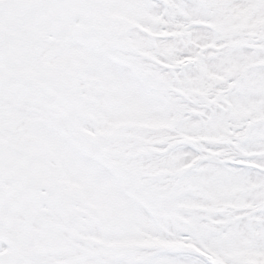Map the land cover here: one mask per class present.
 I'll return each mask as SVG.
<instances>
[{"label":"snow or ice","instance_id":"obj_1","mask_svg":"<svg viewBox=\"0 0 264 264\" xmlns=\"http://www.w3.org/2000/svg\"><path fill=\"white\" fill-rule=\"evenodd\" d=\"M0 264H264V0H0Z\"/></svg>","mask_w":264,"mask_h":264}]
</instances>
